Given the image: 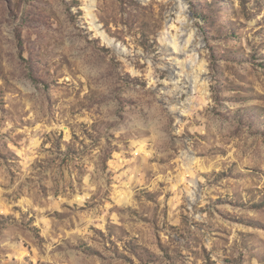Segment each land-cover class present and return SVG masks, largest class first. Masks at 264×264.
<instances>
[{
    "label": "rangeland",
    "instance_id": "obj_1",
    "mask_svg": "<svg viewBox=\"0 0 264 264\" xmlns=\"http://www.w3.org/2000/svg\"><path fill=\"white\" fill-rule=\"evenodd\" d=\"M0 264H264V0H0Z\"/></svg>",
    "mask_w": 264,
    "mask_h": 264
}]
</instances>
